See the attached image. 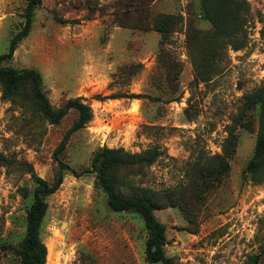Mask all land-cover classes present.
<instances>
[{
  "label": "rangeland",
  "instance_id": "374dc122",
  "mask_svg": "<svg viewBox=\"0 0 264 264\" xmlns=\"http://www.w3.org/2000/svg\"><path fill=\"white\" fill-rule=\"evenodd\" d=\"M247 1L245 46L226 48L218 72L196 83L186 32L211 29L200 0H43L6 64L37 69L53 106L80 97L93 118L70 131L75 110L51 123L22 96L4 98L0 85V152L15 161L0 166V264H21L17 248L34 189L29 165L52 181L62 142L58 157L77 170L90 167L102 147L138 154L157 149L152 164L121 167L116 180L124 194L147 187L182 196L181 207L155 211L166 226V254L177 264L251 263L264 246V180L254 182L247 171L258 114L253 130L237 127L235 117L243 95L264 80V0ZM27 3L0 0V54L23 26ZM162 13L182 15L164 41L151 26ZM162 46L181 66L170 83L158 67ZM233 128L236 152L228 176L215 182L201 171L222 153ZM46 201L40 235L48 264H160L146 259L142 216L111 209L96 173L66 170Z\"/></svg>",
  "mask_w": 264,
  "mask_h": 264
},
{
  "label": "trees",
  "instance_id": "16d2710c",
  "mask_svg": "<svg viewBox=\"0 0 264 264\" xmlns=\"http://www.w3.org/2000/svg\"><path fill=\"white\" fill-rule=\"evenodd\" d=\"M203 15L211 24L210 30L192 27L187 30L188 56L191 59L194 70V81L210 80L219 68V60H222L226 48L241 49L247 42V0H200ZM43 0H28L25 12V22L21 29L10 40L7 52L0 54V85L4 98L22 96L30 101L51 122L58 123L73 109L77 112V118L70 131H75L86 126L93 118V109L82 98H69L61 106H53L46 92L42 88V77L35 68L16 69L6 63L13 57L18 43L25 38L32 26L35 9ZM182 15L162 13L151 18L152 29L166 37L168 27L180 22ZM158 67L165 75L168 83L173 82V75L180 72L179 61L162 46L158 53ZM137 96V95H131ZM258 114L257 138L254 153L247 164V171L254 182L264 180V80L258 88L243 95L239 112L235 117V125L248 130L255 128L253 113ZM65 142L61 143L57 151L58 171L52 181H48L37 175L30 166L34 178L33 201L26 214V230L17 253L21 264H46L47 247L40 235V228L44 220L48 203L47 196L56 192L64 179L66 170L75 176H81L88 172L97 175V182L107 194V203L111 209L117 212L134 211L142 216L145 228L148 231L146 240V259L151 263L177 264L174 258L165 252L168 243L166 226L156 216L155 211L169 206H182V196L178 197L170 190H157L147 187H135L129 194H124L118 188L116 180L118 171L124 166L152 164L159 155L155 148H149L145 152L129 153L123 148L102 147L91 162L90 167L77 170L58 157ZM237 148V135L235 129H231L222 145V153L210 157L212 160L201 175L214 176L215 182H219L228 176L230 159ZM14 160L0 152V166L12 165ZM205 182L202 183V187ZM204 189H201L203 193ZM264 256V246L252 255L250 264H261Z\"/></svg>",
  "mask_w": 264,
  "mask_h": 264
},
{
  "label": "bare ground",
  "instance_id": "6f19581e",
  "mask_svg": "<svg viewBox=\"0 0 264 264\" xmlns=\"http://www.w3.org/2000/svg\"><path fill=\"white\" fill-rule=\"evenodd\" d=\"M47 264H48V262H47Z\"/></svg>",
  "mask_w": 264,
  "mask_h": 264
}]
</instances>
